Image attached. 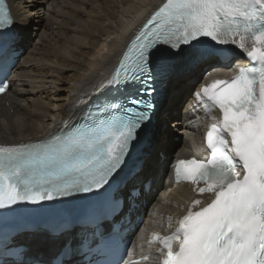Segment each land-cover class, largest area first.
<instances>
[{
    "label": "snow or ice",
    "instance_id": "1",
    "mask_svg": "<svg viewBox=\"0 0 264 264\" xmlns=\"http://www.w3.org/2000/svg\"><path fill=\"white\" fill-rule=\"evenodd\" d=\"M13 26L0 0V94L10 87L16 41L6 32ZM216 45L235 46L251 66H237L230 79L200 84L194 96L214 121L205 134L210 155L170 165L175 183H189L210 198L191 200L174 231L153 233L149 244L160 245L155 249L160 264H264V0H165L128 43L82 123L65 125L41 141L0 145V209L98 194L150 121L154 83L186 62L224 57L230 66L232 53ZM168 220L171 228L172 217ZM60 254L73 255V246L65 242ZM105 264L137 262L121 258Z\"/></svg>",
    "mask_w": 264,
    "mask_h": 264
},
{
    "label": "bare ground",
    "instance_id": "2",
    "mask_svg": "<svg viewBox=\"0 0 264 264\" xmlns=\"http://www.w3.org/2000/svg\"><path fill=\"white\" fill-rule=\"evenodd\" d=\"M20 35L14 44L23 51L10 78L12 90L0 99V141L21 143L37 141L58 130L64 121L72 122L86 109V102L108 79L124 47L141 19L163 0H7ZM136 27V28H135ZM219 62L204 58L184 71L164 80L169 87L166 101L156 118L155 141L148 150L140 172L128 188L151 180L152 190L137 203L159 202V194L171 187L166 166L175 152L191 156L202 144L181 139L191 118V93L204 74ZM193 132L196 126H193ZM196 138L199 135H195ZM198 141V139H197ZM189 187L171 193L159 203L154 214L159 228L176 219L180 195L187 197ZM171 220V222H172ZM29 255L48 258L60 249V240L48 236H24ZM157 264V263H156Z\"/></svg>",
    "mask_w": 264,
    "mask_h": 264
},
{
    "label": "water",
    "instance_id": "3",
    "mask_svg": "<svg viewBox=\"0 0 264 264\" xmlns=\"http://www.w3.org/2000/svg\"><path fill=\"white\" fill-rule=\"evenodd\" d=\"M159 103H160V106L163 104V97L160 95V98H159Z\"/></svg>",
    "mask_w": 264,
    "mask_h": 264
},
{
    "label": "rangeland",
    "instance_id": "4",
    "mask_svg": "<svg viewBox=\"0 0 264 264\" xmlns=\"http://www.w3.org/2000/svg\"><path fill=\"white\" fill-rule=\"evenodd\" d=\"M167 86V85H166ZM168 89H169V87H168ZM167 103H168V100H167Z\"/></svg>",
    "mask_w": 264,
    "mask_h": 264
}]
</instances>
